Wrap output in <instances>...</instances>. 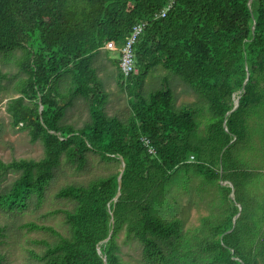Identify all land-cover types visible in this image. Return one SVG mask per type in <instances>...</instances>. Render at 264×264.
<instances>
[{"label": "trees", "instance_id": "trees-1", "mask_svg": "<svg viewBox=\"0 0 264 264\" xmlns=\"http://www.w3.org/2000/svg\"><path fill=\"white\" fill-rule=\"evenodd\" d=\"M170 1L0 0V52L22 49L18 65L26 75L6 111L12 127L30 129L44 145L39 160H0V171L19 173L0 195V209L23 212L41 203L63 163L82 170L90 154L125 162L122 175L59 190L58 197L75 203L54 211L65 215L70 235L23 225L57 237L36 241L44 250L31 254L42 264H105L104 258L123 264V231L140 243L142 264H264V0H174L167 15L157 17ZM143 21L148 25L135 44L136 71L127 83L119 68L120 85L133 96L124 121L107 112L109 96L92 58L111 44L121 49ZM158 66L201 99L202 133L193 108L177 106L168 79L141 92ZM5 78L0 71V94ZM78 101L89 111L81 126L65 121ZM193 175L215 186L222 200L217 215L185 234L181 219L171 218L172 202L175 190L189 191ZM5 230L0 226V244Z\"/></svg>", "mask_w": 264, "mask_h": 264}, {"label": "rangeland", "instance_id": "rangeland-1", "mask_svg": "<svg viewBox=\"0 0 264 264\" xmlns=\"http://www.w3.org/2000/svg\"><path fill=\"white\" fill-rule=\"evenodd\" d=\"M33 44L38 41L33 39ZM23 54L22 49L9 52H0V71L6 75L4 90L0 94V160L9 163L14 160L33 159L39 160L44 157V145L42 141H34L30 129L12 127L11 118L6 111L7 103L11 98L19 96L18 85L26 75L21 71L18 61ZM114 59L121 54L118 51H109ZM118 57V58H119ZM164 79H168L177 96V106H189L193 108L196 121L200 122V133L205 128V118L202 112L204 106L198 95L191 90L180 78L158 66L151 70L143 83L141 92L145 95L163 86ZM114 106H108L109 115L117 116L126 121L131 115L133 96L129 89H123V97L117 109L116 99H112ZM79 102V101H78ZM77 104L68 110L65 121L77 126L83 125L89 120L88 108ZM84 108V109H83ZM205 112V111H204ZM123 169L122 161L103 160L99 155L90 154L84 169L77 170L63 163L56 171L55 181L50 186L45 198L41 203L36 201L23 212H10L0 209V226L6 227V236L0 244V253L4 256L3 264H42L34 259L31 252L41 254L44 247L36 241L46 240L55 242L57 237L49 231L28 230L24 224L35 222L41 226L52 227L63 235H70L71 228L66 223L63 213H55L57 210L73 209L75 203L69 199L58 197L59 190L73 183H87L98 177L119 173ZM19 173L13 171H0V195L7 192ZM190 183L189 191L175 190L176 201L172 202L174 215L181 219L184 233H193L202 225V219L215 215L219 210L222 196L215 186H209L201 178L194 176ZM235 198V194H234ZM217 215V214H216ZM119 256L123 264H142L139 261L141 245L135 240L128 239L126 231L118 237Z\"/></svg>", "mask_w": 264, "mask_h": 264}, {"label": "crops", "instance_id": "crops-1", "mask_svg": "<svg viewBox=\"0 0 264 264\" xmlns=\"http://www.w3.org/2000/svg\"><path fill=\"white\" fill-rule=\"evenodd\" d=\"M109 51H118L121 54L120 49L115 48L114 44L108 45L101 48L94 54V57L92 58V65L96 70L98 79L101 81L104 89L108 93L109 100L107 107L114 106L112 99L115 98L116 103L114 108L117 109L118 104L123 97V88L120 85V66L118 62L120 57L118 55L113 59L110 56ZM78 104L79 106L83 105L85 108H87L82 101H79Z\"/></svg>", "mask_w": 264, "mask_h": 264}, {"label": "built area", "instance_id": "built-area-1", "mask_svg": "<svg viewBox=\"0 0 264 264\" xmlns=\"http://www.w3.org/2000/svg\"><path fill=\"white\" fill-rule=\"evenodd\" d=\"M174 2V0H171L169 4H167V6L157 14V17H165L167 15V12L172 8ZM147 25L148 21H143L134 25L131 33L126 38L125 44L120 49L121 56L119 59V66L124 75V80L126 81V83L128 82L129 77L136 71V55L134 47L140 36L144 33ZM142 140L144 142V145L148 149V152L150 154H155L156 149L151 143V140L148 137H143ZM193 158L194 157H192V159Z\"/></svg>", "mask_w": 264, "mask_h": 264}, {"label": "water", "instance_id": "water-1", "mask_svg": "<svg viewBox=\"0 0 264 264\" xmlns=\"http://www.w3.org/2000/svg\"><path fill=\"white\" fill-rule=\"evenodd\" d=\"M249 73H248V75H247V78H246V80H245V83H244V85L245 84H247V82H248V80H249ZM243 90V89H242ZM242 90H240V91H238L236 94H235V96H234V99H233V104H234V106H233V109L230 111V112H233L234 110H236V108L238 107V104H239V99L241 98V94H242ZM43 109V106H41V110ZM225 128H226V130H228V128H227V125H226V121H225ZM121 161H122V163H123V169H122V171H121V175L123 174V172H124V169H125V162H124V160H123V158H121ZM121 175H120V177H119V188H121ZM222 184H226L225 182H222ZM119 195H120V192H118V194H117V196L115 197V200H117L118 199V197H119ZM232 198H234V193H232ZM112 220L114 221V218H113V213H112ZM111 235V234H110ZM109 239V238H108ZM108 239H106V241L108 240ZM105 260V264H107V260H106V258H104Z\"/></svg>", "mask_w": 264, "mask_h": 264}]
</instances>
